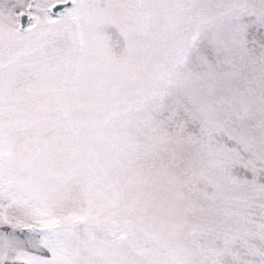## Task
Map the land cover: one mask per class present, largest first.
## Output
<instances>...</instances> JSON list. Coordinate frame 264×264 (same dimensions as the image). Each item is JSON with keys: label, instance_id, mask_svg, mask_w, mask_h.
Here are the masks:
<instances>
[{"label": "snow or ice", "instance_id": "1", "mask_svg": "<svg viewBox=\"0 0 264 264\" xmlns=\"http://www.w3.org/2000/svg\"><path fill=\"white\" fill-rule=\"evenodd\" d=\"M0 264H264V0H0Z\"/></svg>", "mask_w": 264, "mask_h": 264}]
</instances>
